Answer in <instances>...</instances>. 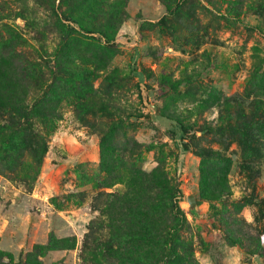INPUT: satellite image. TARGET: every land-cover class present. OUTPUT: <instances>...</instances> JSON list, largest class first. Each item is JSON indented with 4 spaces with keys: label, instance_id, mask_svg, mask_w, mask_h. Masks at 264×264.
I'll return each mask as SVG.
<instances>
[{
    "label": "rangeland",
    "instance_id": "374dc122",
    "mask_svg": "<svg viewBox=\"0 0 264 264\" xmlns=\"http://www.w3.org/2000/svg\"><path fill=\"white\" fill-rule=\"evenodd\" d=\"M259 3L0 0V72L17 78L18 106L44 114L31 112L28 131L16 132L10 100L0 109V250L12 264L36 245L45 264H136L101 253L112 246L106 209L128 190L132 169L144 183L156 167L168 183L178 176L181 190L173 199L181 225L174 228L169 210L153 217L173 225L166 237L177 244L173 252L166 244L165 260L264 264ZM61 71L75 81L49 100ZM110 151L122 157L119 171L116 157L109 161L119 178L103 165ZM52 236L60 240L48 246Z\"/></svg>",
    "mask_w": 264,
    "mask_h": 264
},
{
    "label": "trees",
    "instance_id": "16d2710c",
    "mask_svg": "<svg viewBox=\"0 0 264 264\" xmlns=\"http://www.w3.org/2000/svg\"><path fill=\"white\" fill-rule=\"evenodd\" d=\"M259 4L263 10L264 0H260ZM61 16L65 19L75 21V18H73L68 12L62 11ZM80 25L83 26L82 23ZM83 28L85 31L89 30L87 27ZM11 61H13V59H11ZM21 72L22 76H27L26 73H24V70ZM61 73H63L66 78L65 80L61 78L63 75L56 77L54 83L57 88L59 85L60 90L58 89L56 92L54 91L55 93L53 95H49V100L52 98L59 100L60 96L62 98V94L66 93L75 81L73 76L68 78L66 75L67 71H65V73L64 71H61ZM29 75L30 74H28V76ZM13 80L17 81V78L8 77V73L6 71L0 72V109L3 108L4 99L10 100L9 103L11 104L8 106V108L14 109L13 112L16 114L14 117L15 120L13 118L10 119L11 123L13 124L11 129L15 130L16 132H20L22 130L28 131L27 120L29 117H31L30 113L34 112L38 116L44 114L35 104H33V106L30 108H27V106H24L23 104L18 106L15 100L19 99V96L15 95L14 93L15 89L12 85L15 83ZM28 124L30 127V122ZM110 136H104L102 138L101 149H107V145H105V143L109 142ZM22 138L24 142H28L29 147L34 150H38L35 144H33V138L31 140L25 135L22 136ZM10 145V143H6L5 146ZM112 151L115 150L112 149ZM112 151H110L109 159L106 160L105 163L103 162V165L108 167V169L113 172V175L116 174L119 178L121 176L120 173L114 172L113 165L109 164V161L113 159L112 157H116L117 155V152L113 153ZM201 159L202 165L204 166L206 162L205 156H202ZM121 160L122 157H116V161L119 166L118 171L121 168L120 165H122ZM202 172H205V169H202ZM131 174L133 181L129 185L128 190L116 193L114 197V204H109L106 209L109 222L108 226L110 228V237L108 240L111 242L112 246H107L108 250H106L104 246V248L100 249V251L102 254L103 252H108L109 255L114 256L116 259H120L121 261L127 259L136 264H175L170 263L169 260H165V258L170 257L169 253H165L166 244H168V249L171 252L175 251V246L177 244V241L173 240L170 236L166 237V233L172 235L170 231L171 229L173 230V225L171 224V226L167 228L165 220H155L153 217L155 214H158L156 213L158 211L163 213L169 210L171 211V215L173 217V224H176L174 228H177V225H181L180 220L183 216L182 213L177 209L176 203L173 201L174 196L177 198L181 195L178 176L175 177L173 183H168L166 182L168 181V177L164 175L163 170L159 167H156V170L152 171L151 174H147L151 175L149 178L145 177L142 180L145 181L144 184L139 183L141 181H137L138 179L136 178L137 176L144 177V172L140 168L132 169ZM142 188L149 189L150 194L143 196ZM152 192L155 193L152 194ZM170 193L172 195H168ZM114 213L117 214V217ZM59 240L60 239L55 238V236H52L47 245H54L55 241ZM114 245L115 247L112 248ZM145 245L146 247H144ZM41 247V245H36L32 251L27 252L23 264H45L43 259L39 257L40 255H43L40 251ZM96 249L97 247H94V251L92 252V259L95 261L91 262L94 263H97ZM12 261V255L0 250V264H12Z\"/></svg>",
    "mask_w": 264,
    "mask_h": 264
},
{
    "label": "water",
    "instance_id": "95a60500",
    "mask_svg": "<svg viewBox=\"0 0 264 264\" xmlns=\"http://www.w3.org/2000/svg\"><path fill=\"white\" fill-rule=\"evenodd\" d=\"M187 201L189 203V207L191 210L194 211L195 205H196V198L194 194H188Z\"/></svg>",
    "mask_w": 264,
    "mask_h": 264
}]
</instances>
